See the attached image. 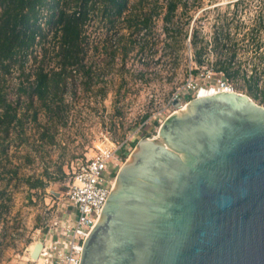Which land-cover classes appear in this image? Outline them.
Wrapping results in <instances>:
<instances>
[{
  "label": "rangeland",
  "instance_id": "374dc122",
  "mask_svg": "<svg viewBox=\"0 0 264 264\" xmlns=\"http://www.w3.org/2000/svg\"><path fill=\"white\" fill-rule=\"evenodd\" d=\"M165 2L129 0L114 27L99 11L85 28L81 64L91 68L90 78L75 76L46 108L36 98L30 108L23 97L14 103L21 122L0 140V264H36L31 246L47 239L61 215L77 166L98 145L112 143L119 149L116 181L139 140L156 138L160 125L194 99L184 93L178 108L171 101L190 72L216 70L218 60L230 59L233 77L224 78L264 108V0H182L185 6L179 5L169 22L163 20ZM150 6L148 24L133 26ZM192 28L196 47L190 43ZM39 60L40 54L36 62L29 60L25 72ZM42 60L46 70L58 67L52 51ZM21 80L17 72L3 78L12 101ZM39 182L44 187H32Z\"/></svg>",
  "mask_w": 264,
  "mask_h": 264
},
{
  "label": "water",
  "instance_id": "95a60500",
  "mask_svg": "<svg viewBox=\"0 0 264 264\" xmlns=\"http://www.w3.org/2000/svg\"><path fill=\"white\" fill-rule=\"evenodd\" d=\"M79 264H264V108L194 98L139 140Z\"/></svg>",
  "mask_w": 264,
  "mask_h": 264
},
{
  "label": "trees",
  "instance_id": "16d2710c",
  "mask_svg": "<svg viewBox=\"0 0 264 264\" xmlns=\"http://www.w3.org/2000/svg\"><path fill=\"white\" fill-rule=\"evenodd\" d=\"M129 0H0V140L8 135L14 122L20 123L16 116L14 103L21 97L27 100L29 108L36 98L42 107H47L51 97L67 88L79 74L90 78L91 68L81 64L85 54L87 38L85 28L101 11L110 26L114 27L128 10ZM185 6L182 0H166L163 20L171 21L178 6ZM153 7L143 10L140 20L133 26H146L151 20ZM127 25L131 21L125 20ZM215 50L219 48L220 36L213 38ZM190 43L198 45V34L192 28ZM48 46V47H47ZM202 49V48H200ZM49 51L57 58V68L46 70L43 61ZM199 51L195 52V62L202 63ZM221 55V52H219ZM40 64L25 72V64L30 60ZM230 59L218 60L216 72L227 78L233 77L229 68ZM17 72L22 79L16 88V101L9 98L3 78ZM195 73V71H194ZM36 113L33 118L35 119ZM44 185L33 184L32 187Z\"/></svg>",
  "mask_w": 264,
  "mask_h": 264
},
{
  "label": "built area",
  "instance_id": "2783aa9c",
  "mask_svg": "<svg viewBox=\"0 0 264 264\" xmlns=\"http://www.w3.org/2000/svg\"><path fill=\"white\" fill-rule=\"evenodd\" d=\"M220 92L236 93L222 72H216L212 67L202 68V71L189 73L171 101L178 108V100L184 93L193 98H205ZM118 150L112 143L98 145L93 154L77 166L67 185L66 206L49 227L47 239L40 243L37 257L40 264L80 263L83 244L112 191ZM32 262L37 264L36 260Z\"/></svg>",
  "mask_w": 264,
  "mask_h": 264
},
{
  "label": "bare ground",
  "instance_id": "6f19581e",
  "mask_svg": "<svg viewBox=\"0 0 264 264\" xmlns=\"http://www.w3.org/2000/svg\"><path fill=\"white\" fill-rule=\"evenodd\" d=\"M202 94H203V92L201 91V95H202ZM237 94H238V93H237ZM201 95H200V96H201ZM186 107H187L186 104H185V105H182V106L179 108V111L185 109ZM176 112H178V111H176ZM174 113H175V112H174ZM40 249H41V248H40ZM36 253L39 254V245H37V244L31 246V255H32V254L35 255ZM34 259H35V258H34ZM36 260H37V259H36ZM37 261H38V264H40V260L38 259Z\"/></svg>",
  "mask_w": 264,
  "mask_h": 264
}]
</instances>
